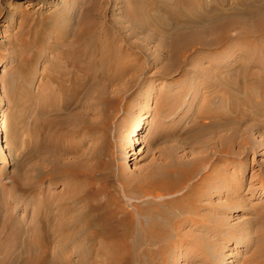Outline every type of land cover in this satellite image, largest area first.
I'll list each match as a JSON object with an SVG mask.
<instances>
[{
	"label": "rangeland",
	"instance_id": "374dc122",
	"mask_svg": "<svg viewBox=\"0 0 264 264\" xmlns=\"http://www.w3.org/2000/svg\"><path fill=\"white\" fill-rule=\"evenodd\" d=\"M178 1L0 0V264H264V0H181L198 4L167 15ZM90 21L120 37L131 69L116 79L75 64L87 56L73 34ZM167 29L201 37L179 53ZM169 166L190 173L174 191L136 179ZM97 205L131 226L97 237L101 250L62 236L84 229L77 215ZM193 211L197 227L146 235Z\"/></svg>",
	"mask_w": 264,
	"mask_h": 264
},
{
	"label": "bare ground",
	"instance_id": "6f19581e",
	"mask_svg": "<svg viewBox=\"0 0 264 264\" xmlns=\"http://www.w3.org/2000/svg\"><path fill=\"white\" fill-rule=\"evenodd\" d=\"M163 1V0H162ZM167 3V2H166ZM170 4V2H169ZM198 3H196L195 1L191 2V4H187L184 2V1H181L179 0L177 3L175 4H171L169 5L170 7H168V11L167 12V15H170V14H173V13H176V12H183V10L187 7H194V6H197ZM153 6V5H152ZM200 8V6H198ZM198 7H196V10L198 9ZM144 9V8H143ZM138 10L140 11L141 10V7L139 6L138 7H135L134 10L132 11V13L130 14L131 18L132 19H137V18H140V15L138 17ZM164 10V9H163ZM194 10V8H193ZM199 11V9H198ZM246 12L243 13V16H246V17H250L252 16L253 12L251 11H247L245 10ZM142 12V11H141ZM154 12V10H153ZM152 12V14H154ZM165 12V11H164ZM189 12V11H188ZM191 12V10H190ZM194 12V11H193ZM191 12V13H193ZM144 15L145 13L142 12ZM149 13V12H148ZM184 13V12H183ZM125 14V13H124ZM150 14V13H149ZM200 14V13H199ZM141 15V16H142ZM148 15V14H147ZM146 15V16H147ZM178 15V14H177ZM137 16V17H136ZM172 16V15H171ZM217 16V15H216ZM225 19L227 21H232L234 20L236 17H238L235 13H228L226 15ZM125 17V16H124ZM128 17V16H127ZM148 17V16H147ZM143 17L144 19L146 18V21L149 24H152L153 23V26L154 25H158L159 20H150L151 18L150 17ZM126 18V17H125ZM168 18V17H167ZM130 19V18H129ZM131 19V20H132ZM166 19V18H165ZM139 20V19H138ZM226 21V22H227ZM243 21V20H242ZM140 23V22H139ZM146 23V24H147ZM223 23V22H222ZM236 23V22H235ZM145 24L144 22L142 23V25ZM227 24L229 23H226L224 25H222V30H225V28L227 27ZM232 24V23H231ZM241 24V23H240ZM96 25V26H95ZM168 26V25H167ZM155 27V26H154ZM166 27V26H165ZM242 28V35L246 36V35H249V31L248 29H246V27L243 25ZM156 29V28H155ZM114 29H112L113 31ZM117 30V29H116ZM116 30L114 31V33L116 32ZM168 30V29H167ZM166 30V31H167ZM111 29H109L108 27H105L103 23H100L98 22V25L97 23H93L92 21H90L86 26H84V28H82V30L78 33V34H73V38H74V43L79 47L81 48V50H83V53L86 54V58H81L80 60H75V64H77V67H81L83 70H91L93 69L94 67H96L98 70H101L102 73H105L106 75H108V77L110 78H117V76H121L123 75L124 73H126L130 68V65L129 64H125L122 60L121 57H123L124 55L122 54H125L124 52L121 51V48L117 45V42H118V39H120V37L118 36H115V34L111 33L112 32ZM118 31V30H117ZM169 31V30H168ZM120 32V31H119ZM173 32V31H172ZM164 33V32H162ZM170 33V31H169ZM167 32L166 36L167 38L170 39V47H173L174 49H177V51L180 53H185V48H186V40L188 39V37L190 35L192 36H196L199 38L200 40V37L201 35L198 33V32H191L189 31L188 32H184L182 30H179V31H176V32H173V33H170L169 34ZM115 36H113V35ZM124 34V33H123ZM122 33H120V36L122 37V40L121 41H124V42H127V40H125V37L123 36ZM169 34V35H168ZM165 35V33H164ZM187 38V39H186ZM242 38V37H241ZM240 38V39H241ZM120 48V49H119ZM71 53H73L72 50H70ZM85 59V60H84ZM135 65V64H134ZM100 71V72H101ZM105 75V76H106ZM107 77V76H106ZM253 78V77H252ZM113 80V79H112ZM244 80V79H243ZM242 81V80H241ZM149 113V112H148ZM144 114L142 119L143 121L139 120L137 121V124H136V128L134 130L135 132V136L131 139V142L132 144H135L137 142H139V138L137 137L139 132L137 130H140L142 129V125L145 124V120L146 118L149 117V114ZM4 119V118H3ZM5 122L4 120H2L1 124H0V127L1 125H3ZM7 125V124H6ZM3 127V126H2ZM5 127V126H4ZM137 131V133H136ZM136 152L135 151H130V155L131 154H135ZM133 159V158H132ZM12 160V159H11ZM126 164V163H125ZM127 165V164H126ZM190 175V173L187 171V170H178L176 169L175 167H163V168H157L155 172L153 171H150L149 173L147 174H140L138 175V177L136 178L139 182H141L143 185H149L151 187H154V188H160V189H163V190H166V191H169V190H172L174 188H176V186L180 185L183 180L188 177ZM129 179H132L131 176H129L128 174L127 175H122L121 177V182H122V186H125V185H128V180ZM140 186V185H139ZM123 188V187H122ZM135 190V188H134ZM174 191V190H172ZM67 194V193H66ZM69 196L71 197H76V199H80L81 201V198H80V194L79 193H68ZM108 195V194H107ZM150 197V196H149ZM70 199V198H69ZM94 199V193L92 191H89L88 193H86V201H92ZM97 202V201H96ZM90 202H87V205H89ZM48 205V203H46ZM86 204V202H85ZM99 204V203H98ZM104 205V204H102ZM101 205V206H102ZM44 206L46 207V205H43V203L40 204L39 206V212H38V219L39 221L44 224H48V221H47V216H46V213H45V209H44ZM61 206V205H59ZM92 206V204H91ZM91 206H88L86 208L85 211L79 213L77 215L78 217V220L80 221V223H82L84 229H76V228H73V229H76V230H71L66 232L65 233H62V236L63 234L67 237H75L78 233H81L84 237L86 238H89L92 243L88 246V248L92 251V250H101L103 249V247H106L105 243H102V242H95V240L97 239V237H100V236H104V237H110V238H119L120 237V234L118 233L120 229H126L128 227L131 226V219L129 218V216L127 217L125 215V217L121 218V220H115L113 217H114V214L113 212H111V210H107L108 208L106 207H99L98 208V205L97 207H91ZM184 204L181 207V209L183 210V207ZM187 206V205H186ZM62 207V206H61ZM60 207V208H61ZM179 207V209H180ZM183 207V208H182ZM46 208H49V207H46ZM64 208V207H63ZM62 209V208H61ZM65 211H73V210H70L69 207H65L64 208ZM63 209V211H64ZM180 209V210H181ZM187 209V208H186ZM114 210V209H113ZM61 211V210H60ZM75 211V210H74ZM77 211V210H76ZM196 211V210H195ZM193 211V215L192 216H184V215H180V216H177V215H171L169 216L168 218L170 219L168 224L167 223H162L161 225H157V227H154L153 229H150L149 233L146 232V235L148 236V238L150 237L152 241H157L160 240V239H164L166 238L167 236L166 235H169V234H172L174 233L173 235L176 234V232H178L179 230H181L180 228L181 227H185L186 224H191L192 227H197L199 225V222L201 220H199V218L194 215L196 212ZM182 212V211H180ZM185 212V211H184ZM182 212V213H184ZM195 212V213H194ZM198 213V212H197ZM68 214V213H67ZM52 215V214H51ZM117 215V214H116ZM123 215H124V212H123ZM122 215V216H123ZM61 216V215H60ZM59 216V217H60ZM64 216V215H63ZM69 216H72V215H69ZM74 216V215H73ZM80 216V217H79ZM62 217V216H61ZM121 217V216H120ZM50 218V217H49ZM68 218V217H67ZM66 218V219H67ZM190 218V219H189ZM52 219V218H50ZM56 219V218H54ZM63 219V218H62ZM77 220V219H76ZM57 221V220H56ZM51 222V221H49ZM167 222V221H166ZM77 223V222H75ZM203 223H205V221H203ZM72 224L70 221H64L63 223H59L58 225V229H65V228H68L69 225ZM77 225V224H76ZM47 226V225H46ZM53 226V224H52ZM74 226V225H73ZM57 227V225H56ZM75 227V226H74ZM135 227V226H134ZM71 228V227H70ZM132 228V227H131ZM53 231H54V228H52ZM57 229V228H56ZM57 229V230H58ZM135 229V228H134ZM67 230V229H66ZM132 230V229H131ZM130 230V231H131ZM178 230V231H177ZM126 232V230H124ZM123 231V232H124ZM145 231V230H144ZM56 232V231H55ZM122 232V231H121ZM122 232V233H123ZM57 233H59V230L57 231ZM134 233V232H133ZM179 233V232H178ZM61 234V233H60ZM125 234V233H124ZM140 235V234H139ZM178 235V234H176ZM175 235V236H176ZM184 235V233H183ZM129 236V235H128ZM170 236V235H169ZM67 237V238H68ZM81 238V236H79ZM78 237V238H79ZM83 237V238H84ZM123 237V236H122ZM121 237V238H122ZM143 237V235H142ZM65 238V237H64ZM147 239V237H145ZM145 238H144V241H145ZM126 239V238H125ZM135 239V237H134ZM77 240V239H76ZM113 240V239H112ZM116 240V238H115ZM120 240V239H119ZM129 240V239H128ZM148 240V239H147ZM146 240V241H147ZM151 240L149 242H151ZM74 241V240H73ZM82 241V240H81ZM118 241V240H117ZM140 241V240H139ZM161 241V240H160ZM168 241V240H167ZM83 242V241H82ZM111 242V241H110ZM123 243H125L124 241H122ZM166 242V241H165ZM181 242V241H180ZM71 243V242H70ZM119 243V242H118ZM116 243V244H118ZM128 243V242H127ZM145 243V242H144ZM147 243V242H146ZM145 243V244H146ZM189 243V242H188ZM115 244V245H116ZM121 244V243H119ZM126 244V243H125ZM151 244V243H149ZM190 244V243H189ZM82 245V244H81ZM84 245V244H83ZM83 245L81 247H83ZM124 245V244H123ZM134 245V244H133ZM80 246V245H79ZM126 246H128L126 244ZM78 247V245H77ZM122 247V244L120 246V248ZM131 247V246H130ZM35 248V247H34ZM86 248V247H85ZM87 248V249H88ZM127 248V247H126ZM66 249V248H65ZM77 249V248H76ZM80 249V248H79ZM263 249L262 246H258L256 248L257 250V254L258 255H261V256H264V253L263 251H261ZM69 250V249H68ZM85 250V249H83ZM119 250V249H118ZM118 250H115L114 253H116V251ZM133 250V249H132ZM149 250V249H148ZM88 251V250H87ZM120 251V250H119ZM123 251V250H122ZM107 252V251H106ZM124 252V251H123ZM31 253V252H30ZM87 253V252H86ZM130 253V252H129ZM64 254V253H63ZM88 254V253H87ZM98 254V253H97ZM111 254V252H110ZM125 254V253H124ZM134 254V252H133ZM129 256V255H128ZM34 257V256H33ZM41 257V256H40ZM106 257V256H105ZM132 257V256H131ZM29 258V257H28ZM126 258V257H124ZM129 259V257H127ZM43 259V258H42ZM127 259V260H128ZM264 259V258H263ZM123 260V259H122ZM130 260L132 259H129V263H130ZM30 261V260H29ZM121 261V260H120ZM133 261V260H132ZM27 263V261L25 262ZM98 263V262H97ZM128 263V262H127ZM113 264V263H112ZM115 264V263H114Z\"/></svg>",
	"mask_w": 264,
	"mask_h": 264
}]
</instances>
